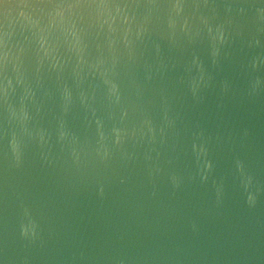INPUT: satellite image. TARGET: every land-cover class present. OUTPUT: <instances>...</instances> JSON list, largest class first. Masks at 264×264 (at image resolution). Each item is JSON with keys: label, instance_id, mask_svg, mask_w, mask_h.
<instances>
[{"label": "water", "instance_id": "water-1", "mask_svg": "<svg viewBox=\"0 0 264 264\" xmlns=\"http://www.w3.org/2000/svg\"><path fill=\"white\" fill-rule=\"evenodd\" d=\"M0 264H264V0H0Z\"/></svg>", "mask_w": 264, "mask_h": 264}]
</instances>
